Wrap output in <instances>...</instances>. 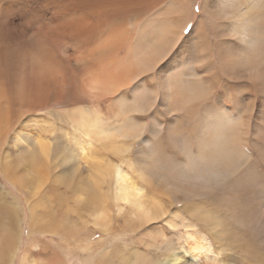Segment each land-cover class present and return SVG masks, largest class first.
<instances>
[{"label": "bare ground", "instance_id": "1", "mask_svg": "<svg viewBox=\"0 0 264 264\" xmlns=\"http://www.w3.org/2000/svg\"><path fill=\"white\" fill-rule=\"evenodd\" d=\"M49 1L61 5L65 17L50 39L59 49L56 36L68 37L64 78L75 105L69 113L73 134L85 137L86 146L98 140L116 153L137 140L161 169L167 191L178 193L187 211L193 207L192 222L182 220L179 246L152 264H264V0ZM14 53L0 45V59ZM19 132L14 146L24 153L15 163L22 165L23 182L37 189L44 168L38 162L48 161L51 151L42 140L28 144ZM72 142L81 146L74 136ZM68 152L59 160L74 172L76 154ZM7 155L3 168L9 171ZM84 161L78 201L94 225L107 226L112 200L127 206L140 228L159 218L177 226L166 218L164 201L150 197L121 164ZM138 174L153 177L140 168ZM107 180L112 186L105 191ZM38 228L53 232L48 224ZM150 230V244L166 242L161 227ZM37 257H23L21 264H52Z\"/></svg>", "mask_w": 264, "mask_h": 264}, {"label": "rangeland", "instance_id": "2", "mask_svg": "<svg viewBox=\"0 0 264 264\" xmlns=\"http://www.w3.org/2000/svg\"><path fill=\"white\" fill-rule=\"evenodd\" d=\"M49 2L51 1L0 0V35L5 36H0V45L7 51L13 47L17 50L9 58L3 55L0 59V258L4 257V264H21L23 257L28 258L31 254L38 256L40 260L51 261L52 264H123L124 260L127 261L126 264H152L162 260L172 246L177 247L181 243L184 233L182 220H193V207L187 211L185 205L189 207L193 201H188L189 204H185L183 208L181 196L177 193L174 197L173 193L167 191L158 178L161 169L150 158L147 159L145 149L139 148L137 140L128 149L123 148L116 153L98 140L93 141L91 147L86 146L85 137L73 134L69 116L75 105L69 100L64 78L67 69L64 51L68 37L56 36L59 49L53 46L56 39H50L51 29L65 17L61 5L55 6ZM199 2L200 0H196L197 4ZM114 101L117 102L116 99L110 102ZM88 105L85 102L79 104L81 107ZM104 108L103 104L102 111H105ZM16 130L28 140V144L34 139L42 140L51 151L48 161L40 156L42 160L38 165L44 168L40 170L42 173L39 171L42 178L37 189L28 187L21 179L23 170L22 165H18L20 158L17 157L24 152L14 146ZM73 136L81 146L72 142ZM124 141L126 144L130 142L129 139ZM72 150L77 158L74 172L66 171V164H61L59 160ZM5 153L8 154L6 160L10 161L9 171L3 168L7 166L3 162ZM175 156L183 160L180 154ZM87 158L105 164H121L145 189L148 187L146 192L150 197L155 196L154 198L164 201L167 209L165 216L177 222L176 228L169 227L162 218L152 222L151 227L140 228L132 221L128 207H116L112 200H109L107 218L103 221L107 223V229L94 225L88 207L79 205L78 201L81 196L80 185L87 175V163L84 161ZM139 168L144 171V175L148 176V172L153 175L152 180L140 176ZM110 186L112 184L107 180L103 184V190L106 191ZM165 190L167 194L163 193ZM178 216L180 217L177 218ZM43 224H48L49 230L53 228V232L39 230L38 227ZM152 227H161L166 231L167 240L160 246L152 245L146 240V234Z\"/></svg>", "mask_w": 264, "mask_h": 264}]
</instances>
